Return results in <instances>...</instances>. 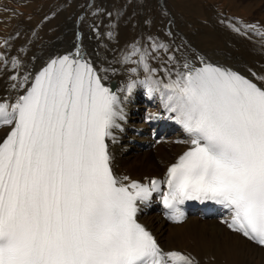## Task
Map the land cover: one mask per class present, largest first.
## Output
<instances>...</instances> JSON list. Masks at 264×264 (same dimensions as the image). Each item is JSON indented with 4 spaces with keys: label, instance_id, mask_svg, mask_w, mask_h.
<instances>
[{
    "label": "snow or ice",
    "instance_id": "1",
    "mask_svg": "<svg viewBox=\"0 0 264 264\" xmlns=\"http://www.w3.org/2000/svg\"><path fill=\"white\" fill-rule=\"evenodd\" d=\"M130 47L124 62L143 64V83L190 138L165 173L169 218L184 219L186 200L215 201L230 230L264 246V86L206 62L167 71L165 83L152 77L148 49ZM30 79L15 102L0 100V126L10 128L0 140V264H194L137 222V203L160 182L114 175L106 141L122 110L93 64L69 52Z\"/></svg>",
    "mask_w": 264,
    "mask_h": 264
},
{
    "label": "bare ground",
    "instance_id": "2",
    "mask_svg": "<svg viewBox=\"0 0 264 264\" xmlns=\"http://www.w3.org/2000/svg\"><path fill=\"white\" fill-rule=\"evenodd\" d=\"M105 1L111 6L108 9L107 5L106 12L108 29L112 32L110 40H114L109 44L110 51L114 48L113 54L101 48V42V46L98 45L90 31L93 27L83 26L96 12L90 5L92 1L73 0L77 6L47 19L52 31L48 36L41 38L38 28L28 23L15 27L11 37L5 40L0 47V100L15 102L30 87V78H34L51 58L80 51L93 64L102 83L109 89L112 86V92L120 102L123 118H118L119 127L112 129L114 139L106 141L114 175L127 177L125 183L142 181L150 184L153 179L165 178L167 168L191 146L190 138L177 123L175 114L165 109L160 93L149 91V85L143 83L149 76L143 64L124 62L120 58L133 50L130 46L141 50L147 48L149 57L145 62L150 69L156 70L151 73L152 77L167 83V71L175 73L182 69L179 35L183 33L193 37L199 49L197 59H187L188 63L199 67L206 62L228 68L264 86L260 80L264 76V32L260 24L231 17L226 10L222 16L213 5L203 8L204 19L190 16L185 19L168 0ZM189 25L194 26V35ZM27 33H31L28 43L20 40ZM153 44L164 47L153 50ZM166 49L171 50V54L165 60L162 54ZM137 56H132L131 60H138L139 54ZM14 62H18L16 67H13ZM132 68L136 71L132 72ZM14 76L16 80L11 79ZM13 84L23 86L13 88ZM129 84L133 85L131 89ZM9 131V127H1L0 140ZM134 157L137 163L127 166ZM136 219L155 236L165 252L188 255L194 264L264 262V247L227 227L231 213L225 208H217L212 215L197 211L183 222L173 223L164 217L159 195L153 194L147 201L137 203Z\"/></svg>",
    "mask_w": 264,
    "mask_h": 264
},
{
    "label": "rangeland",
    "instance_id": "3",
    "mask_svg": "<svg viewBox=\"0 0 264 264\" xmlns=\"http://www.w3.org/2000/svg\"><path fill=\"white\" fill-rule=\"evenodd\" d=\"M89 1H92L91 2L92 4L90 5L91 7H95L96 12L94 11L91 14L90 18H88V21H86L85 24H83V26L86 27L87 25H89L88 27H86L87 29L90 28V26L93 27L90 31L93 33V35H95L94 37L97 39L98 45L101 46L102 44L101 48L106 49L108 52L113 54L114 48H112V51H110L111 47H109L110 46L109 44H111L110 41H114V40H110L112 39V37H110L112 36V32L108 29L109 20L107 19L108 13L106 12L107 5H108L107 7L108 9L111 8V6L105 0H89ZM168 2L185 19H189V16L204 19L205 15L203 12L204 11L203 8L208 5H213L217 7L218 11L221 13L222 16H225L224 13L226 10L227 15L231 17L242 19L247 22L252 21L253 23L260 24L264 32V0H168ZM73 6H77L76 4H73V0H0V47L2 48L5 40L11 37L10 34L13 32L14 28L20 26L21 24L30 23L35 28H38L41 38L48 36L50 32L52 33V31H50L49 28L51 23H48L47 19L50 18L51 16L58 17V14L61 15L65 11H69L70 8ZM97 14H100V17H97ZM95 20H97V22ZM189 28L191 32L194 31L192 32L193 33L192 35H194L195 33L194 26L189 25ZM101 31H103V33ZM185 36L183 33L179 35V40L181 42V47H182L181 66H183L187 62V59L190 61H193V59H197L196 56L198 54L196 53L199 50L198 47L195 45L194 38L191 37L190 35L186 36L187 38ZM30 38H31V33L30 34L27 33L25 35H22L20 40L23 42L26 41V43H28ZM188 42H190L191 45ZM103 45L105 47H103ZM183 49L186 51H184ZM170 52L171 50L169 49L164 50L162 54V56L164 57L163 59L166 60L167 59L166 56H169L171 54ZM124 57L125 55H123V57H121L120 59H123ZM134 57H138V56L135 55ZM119 66L120 65L117 64V67ZM136 157L132 158L133 162L128 164L127 166L137 163L135 161ZM258 264H264V262L261 263L258 260Z\"/></svg>",
    "mask_w": 264,
    "mask_h": 264
}]
</instances>
